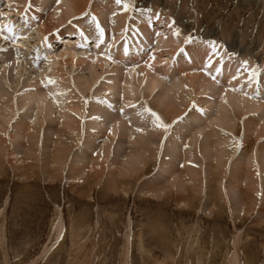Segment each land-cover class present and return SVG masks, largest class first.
I'll use <instances>...</instances> for the list:
<instances>
[{
	"label": "rangeland",
	"instance_id": "374dc122",
	"mask_svg": "<svg viewBox=\"0 0 264 264\" xmlns=\"http://www.w3.org/2000/svg\"><path fill=\"white\" fill-rule=\"evenodd\" d=\"M63 2L55 0V9L53 5L39 12L43 0H0V30L2 25H11L10 21L29 26L17 38L0 35V51L12 50L15 60L10 66L17 69L14 78H22L19 86L15 81L10 82L12 85L1 83L9 94L28 89L24 82L33 80L37 73L39 83L45 81V88L47 83L61 87L62 77V84L72 75L83 74L90 79L91 70L86 66L83 70L69 64L62 73L56 72L63 68L57 55L64 49V42H75L80 56L93 57L86 48L78 49V45L82 47L79 36L88 29L106 31L103 35L109 40L107 45L113 44L115 50L117 43L119 47L127 42L135 45L144 29L151 30L156 38L140 59L151 60L158 67L167 64L170 70L160 76L163 84L172 89L163 98L159 95L163 87L147 90L145 81L136 78L129 84L135 95L113 93L107 84L122 76L98 67V81L92 88L77 85L73 86L76 91L66 88L51 92L65 95L73 90L74 98L65 103H83L84 112L63 113L71 118L67 123L57 108L43 113L33 103L7 111L12 114L8 120L0 118L4 125L0 127V264H231L233 253L237 264H264V118H260L259 110L256 113L250 107L252 102L264 104L263 94L259 93L264 89V0H123L121 4L116 0H92L83 13L71 16L47 36L42 35L38 30L41 15L44 20L52 15L53 21L64 17L67 8ZM125 3L131 7L126 9ZM29 15L40 24L30 27L25 22ZM70 27L79 35L64 39L70 37ZM117 36L121 37L118 41ZM42 37L51 40L52 46L43 48L37 57ZM234 40L236 46L229 44ZM126 48L118 62L110 61L109 56L107 61L125 70L136 69L135 65L142 62L133 64L131 54L128 56L132 47ZM49 51L51 55L46 56ZM155 55L159 56L153 58ZM0 57L2 74L5 56ZM216 61L228 69L217 71L221 64ZM179 64L183 69L175 72ZM232 69L235 74L230 82L228 72ZM218 73L225 74V79H217ZM194 75L207 79L211 89L201 91V83ZM234 92L249 103L235 107L223 102L224 95ZM22 102L24 98H17L16 103ZM97 106L104 112L96 113ZM148 109L158 114L168 128L161 127ZM209 111H213L214 118ZM104 116L109 120L121 117L132 131L112 135L113 140L105 138L102 132L110 130L111 122L107 130L105 125L97 128L93 124ZM21 119L35 127L27 135L15 136ZM68 123L70 127L65 125ZM81 124L87 126L88 132L82 137ZM219 137L223 138L218 140L221 142H214ZM88 140L91 143H86ZM133 146L138 153H145L137 154L143 162L134 158ZM61 151L68 158L60 163L54 156L64 155ZM74 168L82 171L77 178L72 177ZM179 181H184L185 188ZM150 188H156L155 193ZM186 196L190 199L183 204L180 199ZM60 213L64 229L56 239L53 226ZM46 245L49 250L43 254Z\"/></svg>",
	"mask_w": 264,
	"mask_h": 264
},
{
	"label": "bare ground",
	"instance_id": "6f19581e",
	"mask_svg": "<svg viewBox=\"0 0 264 264\" xmlns=\"http://www.w3.org/2000/svg\"><path fill=\"white\" fill-rule=\"evenodd\" d=\"M18 1V0H17ZM20 1V0H19ZM63 1V0H62ZM65 1H67V2H65ZM91 1L92 0H64V2L63 3H66V8H67V10L65 11L66 12V15L64 16V17H61L60 19H58V20H55V21H53L54 19V17L52 18L51 16H48V17H46V20H44V17H42V15H41V17H40V21H41V27H38V30H40V33L42 34V35H46L47 36V33H49L50 31H53L54 29H56V28H58L60 25H62L63 23L65 24L66 22H68L69 21V19H70V17L71 16H74V15H78V14H81V13H83L85 10H87L88 9V6H89V4H91ZM94 1V0H93ZM142 0H138V2H141ZM23 2V1H22ZM25 2V1H24ZM61 3V2H60ZM63 3H62V5H63ZM42 5H40L39 6V12L41 11H44L45 9H47V7L48 6H53L54 4H55V0H43V3H41ZM97 4V3H96ZM61 7V6H60ZM4 9H5V7H3ZM54 9H55V5H54V7H53ZM96 8V7H95ZM94 8V9H95ZM53 9V10H54ZM58 9H59V6H58ZM58 9H57V11H58ZM63 9V8H62ZM0 11H1V8H0ZM55 12V11H54ZM28 14V13H27ZM38 14V13H37ZM56 14V13H55ZM102 14V13H101ZM11 15V14H10ZM32 15V14H31ZM31 15H29V17H27L26 19H25V22L27 23V24H29L30 23V27L31 26H33L34 25V23H37V19H36V17H32ZM3 15H0V20H1V17H2ZM12 16H13V14H12ZM21 16V15H20ZM25 16V15H24ZM99 16V15H98ZM97 16V17H98ZM51 17V18H50ZM10 18V17H9ZM73 18V17H72ZM99 19H100V17H98ZM3 19V18H2ZM6 19V18H5ZM53 19V20H52ZM56 19V18H55ZM32 21V22H31ZM38 21H39V19H38ZM101 22V21H100ZM13 24V21H10V24ZM23 23L24 22H19L18 24L16 23V24H11V25H5V26H3L2 25V30H0V35L1 36H4V38L5 37H9V38H17V37H19L24 31H25V29H27L29 26H23ZM39 23V22H38ZM37 23V24H38ZM32 24V25H31ZM40 24V23H39ZM9 26H12L13 27V31H11V32H9L7 29H8V27ZM60 28V27H59ZM221 28V27H220ZM223 28V27H222ZM226 29H228V28H226ZM144 30H146L145 32H143V34L141 35V38H140V40H139V42H137V43H135V45H131L130 43H125V44H123V45H121L120 47L118 46V43H117V48H116V50L115 49H112L113 48V44L111 45V46H109V45H107L108 44V42H109V40L106 38V35H103V36H101V32L100 31H95V30H92V29H88L85 33H83L82 35H80L79 36V38H80V42L78 43V44H80V46L82 45V47L81 48H79V45H78V49L79 50H81L82 48H83V50H84V48H86L88 51H91L92 53H93V57H90V56H87V57H84V56H80L79 55V53L77 52V44L75 43V42H73L74 44H70L69 42H71V40L70 41H68V42H64V49L60 52V54L59 55H57V57L59 56L60 58H61V60L62 61H60L59 63L60 64H62L61 66L63 67L62 69H56V72L58 71L59 72V74L60 73H62V70L63 69H66V67L65 66H67V65H72V68L74 67H77V69L78 68H80V69H85L84 67L86 66L87 68H89L91 71V75H92V77L90 78V79H88V78H86V76H85V78H84V76H83V74H82V76L81 75H76V76H71V78L69 77L68 79H70V81H68V79H67V83H65V84H62L61 82H62V79H63V77H62V79L60 78V80H61V82H60V84H61V87H59V85H55V86H53V85H51V84H49V83H47V87L45 88L43 85H42V83L43 82H45L44 80H41L42 82L41 83H39V81H38V77L37 76H39L38 75V73H37V76L36 77H33V80H29V81H25L24 82V86L26 85V86H28V89H26V90H24L22 93H19L18 94V92H13V94H9V91H8V89L6 88V86H4V85H2L1 83H4V84H7V85H9V83L10 82H14L15 81V84H20V82L22 81V78H19L20 76H18V80L16 81L15 80V73H16V71H17V69H16V67H12V66H10L13 62H14V60H15V58H13L11 55H12V50L11 49H9V51H0V56H2V58H4L3 56H5V60H4V64L2 65V74H0V105H1V108H0V118H3V120L6 118L7 120H8V118H10V115H12V114H8V112L7 111H14V109L16 110V108L18 109V108H22V107H24L26 104H30V103H33L35 106V108H37L38 107V109H41L42 110V112L44 113L45 111H49V113L50 112H52L51 110L52 109H56L57 108V110H59V112L61 113V116L63 117L62 118V121L64 120V122H68V121H70V119L71 118H69V116H65V115H63V113L64 112H67V111H83L84 112V109H83V103L82 104H79V103H77V102H72V103H65L66 102V100L68 99H70V98H72L73 96H72V91L73 90H75L76 88H73V86L74 87H76L77 85L78 86H80V87H82L83 85H85L84 86V88L86 87V89H87V86L86 85H88V87L89 88H92L93 87V85H95L96 83H97V81H98V77L99 76H97L98 75V72L96 73V70H97V68L98 67H101V69L102 70H105V71H113L112 73H116V74H113L114 76H116V77H119V76H122V78L120 77V78H114V79H112L111 81L112 82H110L109 84H107V85H109L108 86V88L109 89H112V90H114V92L113 93H118V94H120V93H124L123 95H127L128 93H133V95H135L134 94V92H132L131 91V89H132V87L130 88V82H132V80H136V78L138 79H140L141 78V80L140 81H142V79L145 81L144 82V84H146V87L148 88H146L145 87V89H147V90H149V89H151V90H156V89H159V88H161V87H163L162 88V91H161V93L159 94L161 97H163V98H165L167 95H168V92L172 89V88H170L169 87V85L167 86V85H165V84H163V80H162V78H161V73H166V72H168L169 70H170V67L169 66H167V64H161L162 66H160V67H158V66H154V65H152V63H150L151 62V60H143V59H140V58H142V56L144 55V54H146V52H147V50H148V46H150L151 45V43L153 42V39H155L156 37L151 33V30H149V29H144ZM222 30V29H221ZM67 32H68V34L70 35V37H65L64 39H67V40H69V39H74V38H76L78 35H79V33L74 29V28H72V27H70V28H68V30H67ZM161 32V31H160ZM226 32V31H225ZM228 32V31H227ZM51 33V32H50ZM104 33H106V31L104 32ZM212 33V32H211ZM107 34V33H106ZM222 34V33H221ZM41 35V36H42ZM108 35H110V34H108ZM208 35H210L209 33H208ZM121 36V35H120ZM120 36H117L116 37V40L118 41V39L119 38H121ZM216 36V35H215ZM1 38V37H0ZM3 38V37H2ZM9 38H7V39H9ZM56 38H58V36H56ZM69 38V39H68ZM43 39V41L40 43V46H39V50H38V55H37V57L38 56H41L42 55V50H43V48L45 49H50L51 48V46H52V43L49 41V40H45V37L43 38H41V40ZM91 40H93V41H95V45H91L90 44V41ZM105 40V41H104ZM116 40H114L113 39V41L115 42ZM158 40H159V38H158ZM3 41H5V40H3ZM66 41V40H65ZM122 41V40H121ZM156 41V40H155ZM38 42V41H37ZM53 42V41H52ZM18 43L20 44H22V42H20V41H18ZM53 43H55V42H53ZM132 43V42H131ZM170 43H172V41H170ZM170 43H168V44H170ZM120 44H122V43H120ZM229 44H231V45H233V46H236V44L237 43H235V40L233 41V42H231L230 41V43ZM162 45V44H161ZM55 46V45H54ZM166 46V45H165ZM182 46V45H181ZM126 47H129L128 49H130V47H132V50H131V52L128 54V56L131 54V59H133L132 60V63L134 64L135 62L136 63H141V64H137V65H135V68L136 69H131V70H125V69H122V68H120V67H118L116 64H114L115 62H118L119 60H117V58L120 56V55H122L123 56V54H125V52L122 50V49H124V48H126ZM156 47H158L157 45H156ZM172 47H174V45L172 46ZM35 49V48H34ZM153 49H155V48H151L150 50H153ZM30 50V49H29ZM36 50V49H35ZM126 50H127V48H126ZM149 50V51H150ZM156 50V49H155ZM197 50V49H196ZM110 51H113V52H110ZM172 51H174V50H172ZM171 51V52H172ZM197 51H199V50H197ZM248 51V50H247ZM109 52L111 53V54H109ZM246 52V51H245ZM264 52V51H263ZM92 53H90V54H92ZM149 53V52H148ZM167 53V52H166ZM114 54V56H112ZM51 55V52L49 51V52H47L46 53V56H50ZM94 55H96V57L94 56ZM160 55V54H159ZM159 55H155L153 58H155L156 56H159ZM251 55V54H250ZM107 56H109V60L110 61H113L114 63H112V62H110V61H107ZM57 57H56V59H57ZM1 58V57H0ZM126 58V57H125ZM152 58V59H153ZM55 59V58H54ZM55 59V60H56ZM128 59V58H127ZM127 59H125V60H127ZM130 59V60H131ZM165 59V58H164ZM164 59H162V60H164ZM161 62H163L161 59H159ZM123 61V60H122ZM121 61V62H122ZM195 61V60H194ZM160 62V63H161ZM175 62V61H174ZM174 62H172V64L174 63ZM196 62V61H195ZM194 62V63H195ZM219 63V61H216V64H218ZM232 62V61H231ZM24 63V62H23ZM22 63V64H23ZM29 63V62H28ZM112 63V64H111ZM149 63V64H148ZM21 64V63H20ZM60 64H59V66H60ZM80 64V65H79ZM126 64V63H125ZM199 64V63H198ZM219 64H221V67H219L218 69H217V71H219V72H223V69L224 70H226V69H228V68H225V65L223 64L222 65V63L220 62ZM230 64V63H229ZM114 66V68L113 69H111V67L112 66ZM18 66V65H17ZM19 66H21V65H19ZM25 66V65H24ZM58 66V65H57ZM60 66V67H61ZM111 66V67H110ZM231 66H233L232 65V63H231ZM237 66V65H236ZM235 66V67H236ZM71 67V66H70ZM133 67V66H132ZM200 67V66H199ZM128 68H131V67H129L128 66ZM182 68V65L181 64H179V65H175V72L176 71H179V72H181V69ZM216 68H217V66H216ZM231 68V67H230ZM19 69H20V67H19ZM28 69V68H27ZM88 69V70H89ZM183 69V68H182ZM22 70V69H21ZM70 70H72V69H70ZM75 70V69H74ZM20 71V70H19ZM64 71V70H63ZM117 71V72H116ZM234 71L235 70H229V72H228V70L226 71V72H228L229 74V77H230V82H233L232 81V78H233V76H234ZM55 72V73H56ZM174 74V73H173ZM22 75V74H21ZM49 75V74H48ZM53 75H54V73H53ZM225 75V74H224ZM224 75H219V73L217 74V76H215L217 79H225V77L226 76H224ZM228 75H227V77H228ZM35 76V75H34ZM56 76H57V74H56ZM195 76V75H194ZM22 77V76H21ZM58 77V76H57ZM196 77V76H195ZM209 77H211V75L209 76ZM109 78H111L110 76H109ZM189 78V77H188ZM196 78H198L199 79V82L201 83V87H202V89L203 90H201V91H207L208 89H211V86H210V84H209V82L207 81V79H205L203 76H200V75H198ZM24 79V78H23ZM26 79V78H25ZM49 80V79H48ZM187 80V79H186ZM139 81V80H138ZM139 81V82H140ZM162 81V82H161ZM194 82V81H193ZM192 83V82H191ZM196 83V82H195ZM198 83V82H197ZM14 84V85H15ZM144 84H143V88H144ZM187 84V83H186ZM231 84V83H230ZM235 84V83H234ZM10 85H12L11 83H10ZM142 85V84H141ZM233 85V84H232ZM237 85V84H236ZM19 86V85H18ZM25 86V87H26ZM198 86H200V85H198ZM264 86V85H263ZM71 87V88H70ZM192 87V86H191ZM213 87V86H212ZM13 88H15L14 86H13ZM19 89H20V87H18ZM66 88H68V89H72L73 88V90H68V94H65V95H59V94H54V95H52L51 94V92L52 93H54L53 91H55V90H59V89H66ZM83 88V89H84ZM140 88V87H139ZM18 89V90H19ZM22 89V88H21ZM134 89V88H133ZM224 89V88H223ZM67 90V89H66ZM99 90V89H98ZM142 90V89H141ZM144 90V89H143ZM76 91V90H75ZM79 91V90H78ZM77 91V92H78ZM84 91H87V90H85L84 89ZM173 91V90H172ZM226 91V90H225ZM66 92V91H65ZM217 92V91H216ZM57 93V92H56ZM159 93V92H158ZM176 93V92H175ZM221 93V92H220ZM259 93H262L263 94V98H264V89L263 90H259ZM23 94H25V95H23ZM170 94V93H169ZM235 94V95H234ZM261 94V95H262ZM179 95V94H178ZM218 95V94H217ZM104 96V95H103ZM183 96V95H182ZM211 96V95H210ZM214 96V95H213ZM222 96H223V93H222ZM240 96H242V95H239V94H237V93H227V95H224V98H223V102H228V103H231L233 106H235L236 107V105H240V104H243L244 102L245 103H249V102H246V101H243V99L240 97ZM85 97H87V96H85ZM106 97V96H105ZM132 97V96H131ZM130 97V98H131ZM243 97V96H242ZM17 98H24V102H22L23 104H19V103H16V100H17ZM74 98V97H73ZM109 98V97H108ZM129 98V97H128ZM222 98V97H221ZM244 98V97H243ZM57 99H58V101H60L61 103L60 104H55V101H57ZM181 99V98H180ZM183 99V98H182ZM245 99V98H244ZM67 100V101H68ZM131 100H133L132 98H131ZM134 100H135V97H134ZM247 100V99H246ZM171 101V100H170ZM206 101L207 102H210V104L213 102L212 100H210V99H206ZM129 102V101H128ZM220 102H222V101H220ZM65 103V104H64ZM212 104H214V102L212 103ZM211 104V105H212ZM226 104V103H225ZM235 104V105H234ZM250 105H252V106H250L251 107V111L253 110V111H256V110H259L260 112H261V117L260 116H258V117H260L261 119L262 118H264V104L263 103H255V102H252V104H250ZM208 106V105H207ZM241 106V105H240ZM98 107V106H97ZM212 108H213V106H211ZM215 107V106H214ZM218 107V106H217ZM239 107V106H238ZM172 108V107H171ZM248 109H249V105H248V107H247ZM102 109L103 108H101V106H99L98 107V109H97V111H96V113H102V112H104V111H102ZM105 109V108H104ZM218 109V108H217ZM61 110H63L62 112H61ZM94 110V109H93ZM172 110V109H171ZM170 110V111H171ZM108 111V110H107ZM174 111V112H173ZM173 114H175V113H177L178 111H176V110H174V108H173ZM244 111V110H243ZM11 112V113H12ZM36 112V111H35ZM56 112H58V111H56ZM94 112V111H93ZM171 112V113H172ZM68 113V112H67ZM120 113V112H119ZM207 113V112H206ZM216 113V112H215ZM256 113H257V111H256ZM14 114V113H13ZM40 114V113H39ZM109 114H111L110 112H109ZM172 114V115H173ZM212 114H214L213 113V111H209V115L211 116V117H213V115ZM230 114V113H229ZM232 114V113H231ZM49 115V114H48ZM68 115V114H67ZM176 115V114H175ZM177 115H178V113H177ZM176 115V116H177ZM221 115V114H220ZM76 116V115H75ZM81 116V115H80ZM174 116V115H173ZM35 117V116H34ZM102 117V116H101ZM107 118H109L108 116H106V118H105V116H104V119H100V118H98V119H96V122L95 123H93L94 124V126L96 127L97 126V128L98 127H100L101 128V126H103V125H105L104 127H105V129L107 130L108 129V127H106L107 126V124L108 123H110L111 122V124H109V128H110V130H107L106 131V133H104V132H102L103 134H105V138L107 137V138H109L110 140H113V138H110V137H112V135L114 136L115 135V137H116V135H118L119 133L121 134V133H123V135L124 134H127L128 135V132H130V130H131V128L129 127H126V125H125V123L123 122V119H120L121 117H117V119L116 120H113V118L111 119V120H109V119H107ZM123 118V117H122ZM214 118V117H213ZM73 119V118H72ZM82 119V118H81ZM138 119V118H137ZM173 119V118H172ZM219 119H220V117H219ZM259 119V118H258ZM11 120V119H10ZM33 120L34 119H32V123H33ZM61 120V119H60ZM101 120V121H100ZM35 121V120H34ZM80 121V120H79ZM91 121V120H90ZM197 121V120H196ZM227 122H228V120H226ZM11 122V121H10ZM55 122V121H54ZM64 122H62V123H64ZM77 122V121H76ZM81 122H82V120H81ZM198 122V121H197ZM212 122V121H211ZM251 122V121H250ZM255 122V121H254ZM260 122H263L262 120L260 121ZM259 122V123H260ZM74 123V122H73ZM72 123V124H73ZM80 123V122H79ZM87 123V122H86ZM89 123V122H88ZM257 122H255V124H256ZM259 123H257V125L259 124ZM6 124V123H5ZM9 124V123H8ZM194 124V123H193ZM64 125V124H63ZM62 125V126H63ZM65 125H67V126H69L70 127V123H68V124H65ZM74 125V124H73ZM88 125V124H87ZM144 125V124H143ZM142 125V126H143ZM216 125V124H215ZM254 125V124H253ZM259 125H261V123L259 124ZM258 125V126H259ZM33 126L34 125H31L28 121H27V119H21L20 121H19V123H17L16 124V129H17V131L14 133L15 134V136L17 135V136H19V135H27V133H29L28 131H30L31 129H33ZM61 126V125H60ZM79 126V125H78ZM93 126V127H94ZM255 126V125H254ZM0 127L1 128H3L4 127V125L3 124H0ZM35 127V126H34ZM72 128L74 127V130H75V126H71ZM81 132H80V134H81V137L84 135L83 133H85V131L87 130H85V128L87 127V126H85V124H81ZM148 127V126H147ZM209 127V126H208ZM0 128V129H1ZM78 128V127H77ZM261 128V127H260ZM263 128V127H262ZM62 129V128H61ZM202 129H204V128H202ZM221 129V128H220ZM3 130V129H2ZM69 130V129H68ZM77 130H80V129H77ZM144 130V129H143ZM219 130V129H218ZM264 130V129H263ZM20 131H24V133H22V132H20ZM72 131V130H71ZM103 131V130H102ZM110 131V132H109ZM132 131V130H131ZM193 131V130H192ZM262 131V130H261ZM73 132V131H72ZM87 132V131H86ZM219 132H220V130H219ZM22 133V134H21ZM62 133V132H61ZM68 133H69V131H68ZM88 133V132H87ZM86 133V134H87ZM98 133H100L101 134V132H98ZM137 133H139V132H137ZM136 133V134H137ZM146 133V132H145ZM149 133V132H148ZM211 133V132H210ZM218 133V132H217ZM262 133V132H261ZM70 134V133H69ZM92 134V133H91ZM106 134H108V135H106ZM119 134V135H120ZM135 134V135H136ZM202 134H204L203 132H202ZM209 134V133H208ZM208 134H206V137H207V135ZM218 134H220V133H218ZM56 135V134H55ZM122 135V136H123ZM134 135V136H135ZM147 135V134H146ZM211 135L212 136H214V134H212L211 133ZM261 135V134H260ZM260 135H258V137L259 138H261V136ZM62 136V135H61ZM229 136V135H228ZM72 137V136H71ZM81 137L76 141V143L78 142H80L81 141ZM125 137V136H124ZM138 137V136H137ZM151 137V136H150ZM198 137V136H197ZM61 138V137H60ZM149 138V136H147V139ZM204 138V137H203ZM225 138V137H224ZM129 139V138H128ZM139 139V138H138ZM137 139V140H138ZM146 139V140H147ZM151 139V138H150ZM222 140L223 138H221V137H219V138H216L215 140H214V142H216V140L218 141V140ZM64 140H66V139H64ZM63 140V141H64ZM71 140V139H70ZM89 140H91V139H89ZM86 141V143L87 142H90V141ZM93 140V139H92ZM91 140V141H92ZM130 140H132V139H129V141ZM225 140V139H224ZM227 140V139H226ZM246 140V139H245ZM69 141V140H68ZM84 141V140H83ZM105 141V140H104ZM149 141V140H148ZM0 142H2V141H0ZM65 142V141H64ZM107 142V141H106ZM111 142V141H110ZM132 142H134V140H132ZM150 142H152L151 140H150ZM180 142V141H179ZM218 142H221V141H218ZM225 142V141H224ZM227 142V141H226ZM74 143V142H73ZM85 143V142H84ZM85 143V144H86ZM91 143V142H90ZM140 143H142V142H140ZM149 143V142H148ZM154 143V142H153ZM228 143V142H227ZM254 143V142H253ZM82 144H83V142H82ZM89 144V143H88ZM104 144V143H103ZM135 144V143H134ZM215 144V143H214ZM66 145V144H65ZM73 145V144H72ZM96 145V144H95ZM213 145V144H212ZM254 145V144H253ZM252 145V146H253ZM68 146V145H67ZM89 146H91V145H89ZM182 146V145H181ZM72 147V146H71ZM93 147V146H92ZM132 147V146H131ZM206 147V146H205ZM255 147V146H254ZM73 148V147H72ZM133 148H134V146H133ZM144 148L145 147H143V149H142V147L140 148V150H144ZM33 149V148H32ZM96 149V148H95ZM149 149V148H148ZM148 149H147V151H148ZM157 149V148H156ZM57 150V149H56ZM63 151H64V149H62ZM134 150V152L135 153H133V154H135L134 156V158H136V159H139V161H141L140 159L141 158H139L138 157V155L137 154H139L138 153V151H137V149L136 148H134L133 149ZM139 150V149H138ZM214 150V149H213ZM253 150V149H252ZM262 150V149H261ZM66 151V150H65ZM64 151V152H65ZM147 151H145V152H147ZM150 151H151V149H150ZM250 151V150H249ZM9 152V151H8ZM30 152V151H29ZM60 152V151H59ZM62 152V151H61ZM158 152V151H157ZM163 152V151H162ZM234 152V151H233ZM25 153V152H24ZM53 153H55V152H53ZM63 153V152H62ZM179 153V152H178ZM185 153V152H184ZM235 153V152H234ZM259 153V152H258ZM258 153H255V154H258ZM13 154V153H12ZM52 154V153H51ZM50 154V155H51ZM64 154V153H63ZM131 154H132V151H131ZM140 154H145V153H140ZM152 154V153H151ZM186 154V153H185ZM255 154H253V155H255ZM1 155V154H0ZM3 155V154H2ZM1 155V156H2ZM53 155V154H52ZM124 155V154H123ZM126 155V154H125ZM154 155V154H153ZM251 155V154H250ZM92 156V155H91ZM109 156V155H108ZM140 156V155H139ZM176 156V155H175ZM187 156V155H186ZM143 157H145L144 155H143ZM155 157V156H154ZM182 157H184L185 158V156L183 155ZM254 157H256V155L254 156ZM65 158L67 159L68 158V156L67 155H62L61 153H58L57 155H55L54 156V160H56V161H58V162H60L61 160H65ZM79 158L80 159H82V157H81V155H79ZM96 158V157H95ZM153 158V157H152ZM183 158V159H184ZM86 159H87V157H86ZM89 159H91L92 160V157L91 158H89ZM97 159H98V157H97ZM100 159H102V157L100 158ZM103 159H104V157H103ZM107 159V158H106ZM145 159V158H144ZM143 159V160H144ZM147 159H148V157H147ZM180 159V158H179ZM182 159V160H183ZM186 159V158H185ZM231 159V158H230ZM250 159V158H249ZM85 160V159H84ZM255 160V159H254ZM264 160V159H263ZM62 161V162H63ZM76 161V160H75ZM170 161V160H169ZM180 161V160H179ZM94 162V161H93ZM97 162H98V160H97ZM109 162V161H108ZM141 162H143V161H141ZM185 162V161H184ZM227 162V161H226ZM242 162H244V161H242ZM250 162V161H249ZM61 163V162H60ZM96 163V162H95ZM164 163H166V162H164ZM220 163V162H219ZM251 163V162H250ZM256 163V162H255ZM144 164V163H143ZM96 165V164H95ZM162 166V165H161ZM227 166V165H226ZM107 167V166H106ZM221 167V166H220ZM242 167V166H241ZM80 168V167H79ZM85 168V167H84ZM93 168V167H92ZM143 167H141L140 169H142ZM165 168H167L166 167V165H165V167H164V169ZM169 168V167H168ZM167 168V169H168ZM257 168V167H256ZM161 169V168H160ZM241 169V168H240ZM75 170V168L73 169V178H77L78 176H79V174L80 173H82V171H80L78 168H76V170ZM95 170V169H94ZM104 170V169H103ZM197 170V169H196ZM218 170V169H217ZM84 171V170H83ZM170 171H171V169H170ZM173 172H174V170H172ZM180 171V170H179ZM230 171V170H229ZM162 172V171H161ZM167 172H169V169H168V171ZM196 172V171H195ZM243 172V171H242ZM244 172H246V170L244 171ZM94 173V172H93ZM113 173V172H112ZM96 174V173H95ZM107 174V173H106ZM110 174H111V172H110ZM115 174V173H114ZM174 174V173H173ZM189 174V173H188ZM258 174V173H257ZM23 175H25V174H23ZM167 175V174H166ZM178 175V174H177ZM193 175V177L195 178V176H194V174H192ZM195 175H196V173H195ZM256 175V174H255ZM111 176V175H110ZM170 176H172V175H170ZM249 176H250V174H249ZM248 176V177H249ZM257 176V175H256ZM255 176V177H256ZM192 177V176H191ZM199 177V176H198ZM236 178V177H235ZM249 178H251V176L249 177ZM97 179V178H96ZM181 179V178H180ZM224 179H225V177H224ZM223 179V180H224ZM238 179V178H237ZM257 179V178H256ZM255 179V180H256ZM117 180V179H116ZM249 180V179H248ZM252 180V179H251ZM110 181V180H109ZM114 181V180H113ZM113 181L111 182V184L113 183ZM258 182H256L257 184L259 183V180H257ZM101 182V181H100ZM180 182V181H179ZM254 182V181H253ZM262 181H260V183H261ZM168 183V182H167ZM191 183V182H190ZM263 183V182H262ZM179 184V183H178ZM234 184V183H233ZM119 185V184H118ZM180 187H182V188H185V185L186 184H184V181H182V182H180ZM236 185V184H235ZM256 185V184H255ZM259 185V184H258ZM109 186V185H108ZM112 186V185H111ZM222 186V185H221ZM149 187V186H148ZM154 187V186H153ZM223 187V186H222ZM253 187V186H252ZM113 188V187H112ZM203 188V187H202ZM256 188H258V187H256ZM262 188V187H261ZM87 189H88V187H87ZM118 189V188H117ZM154 189H156V188H150L149 190H153L154 191ZM186 189H187V187H186ZM245 189V188H244ZM243 189V190H244ZM115 190V189H114ZM192 190V189H191ZM222 190V189H221ZM226 191V190H225ZM245 191V190H244ZM243 191V192H244ZM227 192V191H226ZM257 192H259L258 190H257ZM154 193H155V191H154ZM225 194V193H224ZM223 194V195H224ZM233 194V193H232ZM231 194V195H232ZM259 194V193H258ZM190 195V194H189ZM221 195H222V193H221ZM235 195V194H234ZM243 195H244V193H243ZM225 196V195H224ZM228 196V195H227ZM248 196V195H247ZM190 198H188L187 196L186 197H182L180 200H182V202H183V204H184V202H186V201H188ZM226 199V198H225ZM240 199V198H239ZM261 199V198H260ZM217 200H220V199H217ZM216 200V201H217ZM242 200V199H241ZM241 200H240V202H241ZM215 201V202H216ZM226 201V200H225ZM231 201V200H230ZM237 203H238V201H237ZM230 204V203H229ZM228 205V204H227ZM231 206V205H230ZM233 208V207H232ZM63 229H64V220H63V218H62V214L60 213L59 215H58V218L56 219V221H55V223H54V226H53V231H55V233H56V239H58V238H60V236L62 235V233H63ZM128 235V234H127ZM127 242H128V245H130V243H129V235L127 236ZM54 243V242H53ZM127 245V244H126ZM236 246V245H235ZM125 247H127V246H125ZM130 247V246H129ZM127 249H128V247H127ZM48 250H49V248H48V246L46 245V246H44V248H43V254H45L46 252H48ZM125 251V250H124ZM127 252H128V250H127ZM126 252V253H127ZM130 252V251H129ZM233 252H234V250H233ZM124 253V252H123ZM125 253V254H126ZM124 256V255H123ZM229 258V257H228ZM233 259V260H232ZM237 257H236V255H235V253H233L232 254V258L229 260L230 262H231V264H237ZM125 260V259H124ZM129 263V262H128Z\"/></svg>",
	"mask_w": 264,
	"mask_h": 264
},
{
	"label": "snow or ice",
	"instance_id": "6c2138e0",
	"mask_svg": "<svg viewBox=\"0 0 264 264\" xmlns=\"http://www.w3.org/2000/svg\"><path fill=\"white\" fill-rule=\"evenodd\" d=\"M116 3H117V4H121V3H123V0H116ZM124 7L127 9V8L131 7V5L125 3V4H124ZM97 26L99 27V25H97ZM7 30H8L9 32L13 31V27H12V26H9ZM103 34H104L103 31H101V36H103ZM178 34H179V33H177V35H178ZM191 39H192V38L189 37V41H191ZM213 47H215V44H213ZM126 51H127V50H126ZM50 83H51V81H50ZM193 107L195 108L196 105L193 104ZM148 111L151 112L152 115L156 117V120H157V122L159 123V125H160L161 127L165 128V129L168 128V125H167L166 123H164V122L161 120V118H160V116H159L158 114H156L155 112H152L151 109H148ZM200 111H202V110H200Z\"/></svg>",
	"mask_w": 264,
	"mask_h": 264
}]
</instances>
